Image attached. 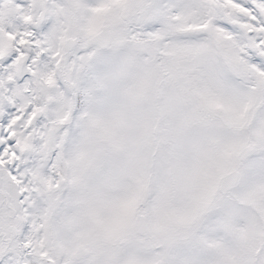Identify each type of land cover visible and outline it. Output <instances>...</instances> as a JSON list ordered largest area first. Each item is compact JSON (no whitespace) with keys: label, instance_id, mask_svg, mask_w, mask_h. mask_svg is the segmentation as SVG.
<instances>
[{"label":"snow or ice","instance_id":"snow-or-ice-1","mask_svg":"<svg viewBox=\"0 0 264 264\" xmlns=\"http://www.w3.org/2000/svg\"><path fill=\"white\" fill-rule=\"evenodd\" d=\"M0 264H264V0H0Z\"/></svg>","mask_w":264,"mask_h":264}]
</instances>
